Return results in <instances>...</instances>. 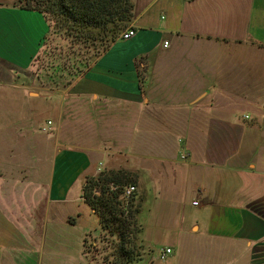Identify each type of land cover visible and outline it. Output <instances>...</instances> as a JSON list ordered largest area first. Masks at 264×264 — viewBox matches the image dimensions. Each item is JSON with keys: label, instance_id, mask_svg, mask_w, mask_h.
Masks as SVG:
<instances>
[{"label": "crops", "instance_id": "1", "mask_svg": "<svg viewBox=\"0 0 264 264\" xmlns=\"http://www.w3.org/2000/svg\"><path fill=\"white\" fill-rule=\"evenodd\" d=\"M130 27L63 86L33 67L46 15L0 0V264H103L82 189L120 169L152 251L130 264H264V0H135Z\"/></svg>", "mask_w": 264, "mask_h": 264}, {"label": "trees", "instance_id": "2", "mask_svg": "<svg viewBox=\"0 0 264 264\" xmlns=\"http://www.w3.org/2000/svg\"><path fill=\"white\" fill-rule=\"evenodd\" d=\"M19 4L52 19L59 35L70 42V49L77 48L71 52L75 61L69 53L68 61L60 64L63 74L79 71L78 61L90 66V51L94 49L91 58L96 57V61L135 19V0H19ZM135 183V173L123 169L104 170L85 179L82 198L97 213L104 230L103 264H130L152 252L140 238L142 226L137 220L134 195L124 197L125 188Z\"/></svg>", "mask_w": 264, "mask_h": 264}, {"label": "rangeland", "instance_id": "3", "mask_svg": "<svg viewBox=\"0 0 264 264\" xmlns=\"http://www.w3.org/2000/svg\"><path fill=\"white\" fill-rule=\"evenodd\" d=\"M51 26H52V32L48 36L47 44L45 49L42 51V53L39 55L38 59H36L34 63V70L36 73L42 74L43 78H48L50 79V82H53L54 79H58L56 82L62 83L63 86L70 85L74 83V81L79 78L80 76L83 75V73L88 69L89 65H86V61H78V64L76 66H80L79 71L76 70L72 72V74L64 72L61 73L60 71V64H63L68 58L67 55L70 53L71 54V60H74V55L71 53L74 49L77 50V48H72L70 49V42L63 39L57 30V27L54 23V21L51 19L50 20ZM90 61L89 64H91L94 58H91V55H94V49L90 51ZM64 60L63 62L60 61V59ZM68 61V60H67ZM70 64V61L68 62ZM76 66H73L72 68H76ZM79 113H78V120H79V130H80V145H87L91 144V141L95 137L94 132L90 131L88 132L89 126L88 120L91 118L87 116L86 110L82 109L83 107H79ZM92 128V127H91ZM97 135V133H96ZM69 136V134H68ZM134 185V184H130ZM128 185V186H130ZM94 264H99V262H94Z\"/></svg>", "mask_w": 264, "mask_h": 264}, {"label": "built area", "instance_id": "4", "mask_svg": "<svg viewBox=\"0 0 264 264\" xmlns=\"http://www.w3.org/2000/svg\"><path fill=\"white\" fill-rule=\"evenodd\" d=\"M135 35H136V30L134 28L130 27V28L126 29L121 34V36L119 38L121 40H129L132 37H134ZM167 46H168V42H165L164 47H167ZM48 124L51 125L52 122H48ZM43 130L45 131L46 128H43ZM135 190H136V188L134 185L127 186L124 190V197L130 198L134 194ZM193 204L196 205V204H198V202H194ZM171 254H172V249L169 247H166V248L160 249L158 255H159V259L161 261H166Z\"/></svg>", "mask_w": 264, "mask_h": 264}]
</instances>
